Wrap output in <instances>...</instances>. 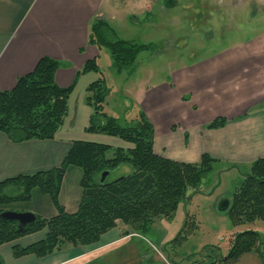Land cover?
I'll return each mask as SVG.
<instances>
[{
	"label": "crops",
	"instance_id": "1",
	"mask_svg": "<svg viewBox=\"0 0 264 264\" xmlns=\"http://www.w3.org/2000/svg\"><path fill=\"white\" fill-rule=\"evenodd\" d=\"M134 1V8L140 7L148 16L160 3V0ZM220 3L225 5L218 7L205 0L204 5L202 2L195 7V17L200 12L199 25L209 29L210 34L212 24L218 19L225 25L245 16L249 23L264 14V0H221ZM116 7L115 0H0V93L13 90L18 79L33 73L46 57L60 63L56 73L58 86L68 88L77 81L69 102L70 110L75 105L74 114L70 115L69 111L68 121L55 139L14 143L0 132V184L59 167L74 141L107 144L102 135L85 131L93 113L86 105L87 88L99 78L88 73L86 79L85 74L80 77L78 74L88 61L99 58L101 49L88 43L92 22L102 19L119 37L107 20L117 15ZM202 12L209 14L208 22L200 18ZM139 103L155 128L157 155L178 162L199 163L207 154L217 160L215 166L250 167L264 158V35L220 52L196 55L193 64L179 68L167 84L152 85L140 96ZM218 118L227 119V125L207 129ZM121 144L118 141L112 146ZM129 171L132 173L133 169ZM81 177V170L71 167L63 179L59 199L68 213L79 208ZM13 187H7V192H12ZM47 213L40 217L49 219L57 215L52 201ZM128 233L129 227L119 222L117 228L95 245L68 247L45 258L14 257V245L34 244L44 238L42 232L0 246V258L4 264H100L103 257L115 251L113 248L129 245L133 238L141 237ZM128 250L130 256L136 255L132 258H138L137 247ZM135 263L129 262L128 257L117 262Z\"/></svg>",
	"mask_w": 264,
	"mask_h": 264
},
{
	"label": "trees",
	"instance_id": "2",
	"mask_svg": "<svg viewBox=\"0 0 264 264\" xmlns=\"http://www.w3.org/2000/svg\"><path fill=\"white\" fill-rule=\"evenodd\" d=\"M88 43L109 49L119 74L134 67L143 52L155 50L152 44L118 39L102 19L92 22ZM59 66V62L43 58L33 73L18 79L13 90L0 93V132L12 142L53 140L64 126L77 81L68 88L58 86ZM91 72L100 73L96 60L88 61L78 76ZM107 95L104 78L87 88L86 103L93 113L85 131L116 138L124 146L77 140L59 167L0 184V215L15 203L30 202L35 189L49 196L57 211V215L49 219L36 216L34 224L22 228L18 223L0 218V246L45 233L44 238L27 247L14 245L15 258H45L68 247L95 245L117 228L119 222L129 227L127 235L146 236L158 221L174 217L181 205L189 204L201 193L203 181L213 171L217 160L204 154L199 163H184L157 155L155 129L147 116L142 112L121 125L117 118L105 112ZM227 123V119L218 118L207 125V129H221ZM123 165L131 166L132 173L108 181L109 175ZM71 167L82 172V197L75 213H68L59 199L63 179ZM104 173L108 175L102 181ZM243 174V182L234 191L226 210L235 227L258 221L264 223V158L255 161L249 172ZM9 186L17 187L19 193L7 192ZM191 219L188 217L175 241L186 240L187 234H193L198 228ZM263 251L261 234L246 230L235 235L226 257L207 256L209 264H232L247 254L263 256ZM0 264H4L1 258Z\"/></svg>",
	"mask_w": 264,
	"mask_h": 264
},
{
	"label": "rangeland",
	"instance_id": "3",
	"mask_svg": "<svg viewBox=\"0 0 264 264\" xmlns=\"http://www.w3.org/2000/svg\"><path fill=\"white\" fill-rule=\"evenodd\" d=\"M201 1L204 5L205 0ZM201 1L160 0V3L155 5L154 13L148 16L141 12L140 7L134 8V0H115L117 15L112 16L113 20L112 17L107 20L117 31L118 38L138 44H152L155 47V50L143 52L138 57L135 66L121 74L117 73L114 68L109 49L101 48L97 60L100 73H89L92 77L105 79L108 88L105 112L117 118L121 125L131 122L142 112L145 114L143 106L141 107L139 103V98L144 95L145 91H149L152 85L158 87L167 84L171 81L172 74L179 68L193 64L196 55L220 52L223 49L251 42L254 38L264 35V14H260V18L255 22L249 23L244 20L245 16H242V20L225 25L218 19L212 24L213 29L210 34L209 29H204V26L199 25L200 12H197L195 17V7L200 6ZM208 1L218 7L225 5V3H220L221 0ZM201 15L202 21L207 20L208 22L209 14L202 12ZM85 75L87 79L88 73ZM73 105L70 115H73L75 111V105L74 107ZM86 105L88 107L87 103ZM69 123L71 122L67 124ZM67 127L70 126L67 125ZM101 137L111 145L119 141L106 135ZM185 137L188 140V135ZM120 167L109 175L108 181L112 182L131 174L129 171L131 166ZM250 167H236L235 170L224 164L214 165L213 171L203 181L201 193L195 195L189 204L181 205L174 217L158 221L146 236L140 235V238H133V242L129 245L122 244L113 248L112 251H115L103 257L100 264H117L120 259L127 257L129 262L130 260L132 263L137 261L135 264H171L170 262L173 264H209L210 259L207 255L213 254L216 258L228 255L231 243L238 233L246 230L258 231L264 240L263 222L258 221L253 225L235 227L228 212L220 210L224 201L230 202L234 191L243 182V173L249 172ZM13 189V193H19L17 187ZM50 206V197L42 195L38 189H35L30 202L15 203L5 208H7L6 211L19 213H30L32 210L31 213L35 212L36 216H42L41 214H48ZM188 217L193 219L191 221L198 228H195L193 234H187L186 240L175 241L182 233ZM129 247L132 249L137 247L139 259L132 258L136 255H129ZM126 250H128L126 252L128 255L124 257ZM141 257L144 260H141ZM232 264H264V251L263 256L257 253L247 254L239 262Z\"/></svg>",
	"mask_w": 264,
	"mask_h": 264
},
{
	"label": "water",
	"instance_id": "4",
	"mask_svg": "<svg viewBox=\"0 0 264 264\" xmlns=\"http://www.w3.org/2000/svg\"><path fill=\"white\" fill-rule=\"evenodd\" d=\"M108 173H104L102 177V181L105 180ZM229 201H224L220 207L222 212L226 211L229 207ZM1 219L6 221L18 223L19 227H27L28 225L34 224L37 221V217L33 213H19L14 211H5L0 215Z\"/></svg>",
	"mask_w": 264,
	"mask_h": 264
}]
</instances>
